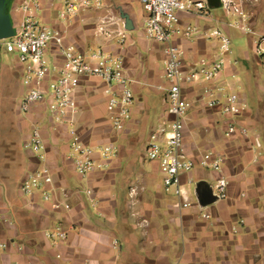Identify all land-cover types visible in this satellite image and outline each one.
I'll use <instances>...</instances> for the list:
<instances>
[{"label": "crops", "instance_id": "crops-1", "mask_svg": "<svg viewBox=\"0 0 264 264\" xmlns=\"http://www.w3.org/2000/svg\"><path fill=\"white\" fill-rule=\"evenodd\" d=\"M233 1L247 17L249 33L230 26L237 16L213 10L221 5L208 4L206 18L179 14V34L174 42L182 52L185 73L218 55V40L209 38L213 30H222L231 42L237 31L246 36L247 45L235 59L228 56L217 85L224 83L239 93L244 110L238 122L249 130L248 136H226L219 109L206 106L202 86L185 87L190 108L184 150L196 166L181 176L191 203L182 208L170 192L174 190L163 186L158 163L144 157L149 134L172 117L163 112V98L170 85L164 74L166 45L145 37V12L134 14L141 0H102L104 8L83 12L71 24L59 20L64 0H41L38 17L47 26L65 32L78 50L89 53L103 47L121 54L135 101L127 129L117 133L107 112L106 85L96 77L84 78L73 123L54 127L42 106L22 116L18 104L15 110L7 105L8 94L2 90L0 77V244L6 245L5 250L0 249V264H264V55L259 50H264V0ZM23 2L10 0L13 25L23 17ZM118 8L127 10L137 26L129 34L126 31L122 48L116 38L97 32L100 16L115 17L123 24ZM3 50L0 46V54ZM18 73L12 72L11 81L19 79L21 98ZM34 123L43 132L40 154L24 148ZM75 137L95 151L111 145L117 156L106 168H98L102 160L96 154L94 173L83 179L73 162ZM208 151L224 156L221 172L198 164ZM44 166L51 170L52 185L32 196L23 195L19 188L22 180ZM220 177L229 181L227 197L201 206L196 191L211 190ZM85 189L93 191V198L83 193ZM43 192H51L49 201L44 200ZM52 201L69 204L70 209L53 210ZM59 224L69 234L66 241L56 243L46 233Z\"/></svg>", "mask_w": 264, "mask_h": 264}, {"label": "built area", "instance_id": "built-area-1", "mask_svg": "<svg viewBox=\"0 0 264 264\" xmlns=\"http://www.w3.org/2000/svg\"><path fill=\"white\" fill-rule=\"evenodd\" d=\"M145 16L143 32L153 42L165 44L166 62L164 74L170 83L163 98V112L172 117L165 125L155 128L148 137L144 148V157L150 162H157L166 190L173 189L182 208L191 206L187 192L183 189L181 176L191 172L196 163L187 157L184 150L185 120L190 103L184 96L186 86H202V96L206 106L218 108L226 119L225 134L248 136L249 130L238 122L244 105L238 94L230 91L228 86L217 85L226 69L228 56L232 54L231 39L222 30H213L209 38L219 42V53L212 59L202 61L199 68L189 73L183 71L180 47L174 42L179 34V14L184 12L197 17H208L209 6L206 0H141ZM41 0H24L21 6L23 15L15 25L14 35L2 40L0 46L7 53L14 54L21 70H19L22 86L18 112L28 115L35 106H42L48 113L54 127L72 124L79 113L77 93L84 78L96 77L106 85L107 112L113 130L123 133L132 118V107L135 101L130 87L131 80L127 76L121 54L106 51L103 47L93 52L84 53L78 50L75 43L68 40L65 32L51 28L38 17ZM104 8L102 0H64L59 13V20L71 24L81 13L88 10L100 11ZM221 8L228 14L237 16L230 26L249 33L247 17L233 0H221ZM97 32L107 38H116L117 46L124 47L127 36L120 19L112 16H100ZM186 35H189L186 32ZM264 42V37H262ZM2 44V45H1ZM264 55V50L260 49ZM258 148L260 144L256 142ZM24 148L40 154L44 150V138L39 124H32ZM73 162L76 172L87 179L94 173L97 165L95 155L102 163L98 168H106L107 162L117 156V149L105 145L99 151L83 144L78 137L71 144ZM225 159L221 153L206 152L200 159L202 168L221 172ZM53 183L49 167L28 174L20 184V192L32 196L37 190H44ZM229 181L220 177L211 188L217 201L227 197ZM93 198V191H83ZM51 192H43L45 201H49ZM93 205L96 203L91 200ZM53 210H69V204L51 202ZM206 218L208 216H205ZM68 231L59 224L48 231L46 236L53 242L66 241ZM5 250L6 245L0 244ZM57 258H60L57 255Z\"/></svg>", "mask_w": 264, "mask_h": 264}, {"label": "rangeland", "instance_id": "rangeland-1", "mask_svg": "<svg viewBox=\"0 0 264 264\" xmlns=\"http://www.w3.org/2000/svg\"><path fill=\"white\" fill-rule=\"evenodd\" d=\"M6 4H7V10L8 12L11 9V4H10V0H6ZM214 11L221 10V14H222V8H217V9H213ZM138 11H143V5H137V8L135 9L134 14L137 15ZM139 22V18L137 17V23ZM139 25V24H138ZM130 32H128L127 34H129ZM240 33V32H239ZM238 33V31L236 32L237 38L236 40H234L233 42H231V58L235 59L236 56H238L239 52L241 49H244V47L247 45V39L243 38L246 36H240V34ZM232 41V39H231ZM3 43V42H0ZM2 45V44H1ZM0 65L2 68V71L0 73V77H1V85L3 84V88L2 90H7L6 95L8 94L7 97V105L10 104L11 106L14 107L15 110V105L18 104V101L20 100L18 92L19 91V79H12L11 81V74L14 71H19L21 70L18 62H16V58L14 56V54L11 53H7L5 50H3L0 54ZM222 86H225L224 83H221ZM234 93L238 94L239 93L237 91H235ZM10 107V106H9ZM220 115V114H219ZM220 126L223 127V124L226 122V119L220 115ZM173 190V189H172ZM172 194H175L174 191H170ZM175 196V195H174Z\"/></svg>", "mask_w": 264, "mask_h": 264}, {"label": "water", "instance_id": "water-1", "mask_svg": "<svg viewBox=\"0 0 264 264\" xmlns=\"http://www.w3.org/2000/svg\"><path fill=\"white\" fill-rule=\"evenodd\" d=\"M207 3L213 7L221 5L219 0H207ZM119 9V17L123 20V28L125 31L131 32L136 30V22L133 16L125 9ZM14 35L13 22L10 13L7 10L6 0H0V41L8 39ZM201 206H208L216 201L212 191L209 188L198 189L196 191Z\"/></svg>", "mask_w": 264, "mask_h": 264}, {"label": "trees", "instance_id": "trees-1", "mask_svg": "<svg viewBox=\"0 0 264 264\" xmlns=\"http://www.w3.org/2000/svg\"><path fill=\"white\" fill-rule=\"evenodd\" d=\"M17 75L19 76V73ZM19 78H20V76H19Z\"/></svg>", "mask_w": 264, "mask_h": 264}]
</instances>
